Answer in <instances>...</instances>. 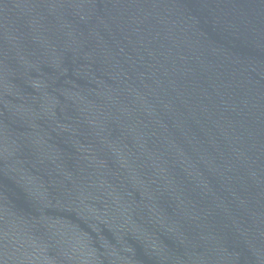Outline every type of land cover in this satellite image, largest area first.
<instances>
[{
  "label": "water",
  "instance_id": "1",
  "mask_svg": "<svg viewBox=\"0 0 264 264\" xmlns=\"http://www.w3.org/2000/svg\"><path fill=\"white\" fill-rule=\"evenodd\" d=\"M0 264H264V0H0Z\"/></svg>",
  "mask_w": 264,
  "mask_h": 264
}]
</instances>
